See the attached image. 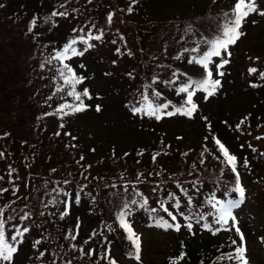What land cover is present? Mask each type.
Returning a JSON list of instances; mask_svg holds the SVG:
<instances>
[{
  "label": "rangeland",
  "instance_id": "374dc122",
  "mask_svg": "<svg viewBox=\"0 0 264 264\" xmlns=\"http://www.w3.org/2000/svg\"><path fill=\"white\" fill-rule=\"evenodd\" d=\"M130 2L72 0L69 7L59 10V0H0L3 28L13 32L17 26L26 25L30 41L39 45L32 76L42 116L36 134L51 146L32 144L21 129L7 122L1 114L0 94V152L4 154L0 157V189H6L0 191V210L5 218L12 217L7 221L6 236L13 234V224L30 228L18 245L14 264H108L102 259L105 252L116 264H171L182 247L208 243L213 238L216 214L207 203L212 199L211 192L190 193L195 198L191 211H186L188 202L179 208L159 202L157 193L190 187L186 185L190 178L179 175L180 163L197 164L195 156L201 150L202 160L216 156L223 161L213 137L237 157L236 173L245 199L233 209L235 225L244 235L249 264H264V79L259 76L264 72V17L253 14L244 22L241 31L245 35L230 47L229 63L221 69L225 75L214 74L221 80V88L208 99L197 92L193 99L198 110L191 119L178 114L156 120L143 113L134 114L132 108L144 103L145 94L153 104L181 105L186 94L178 95L177 88L190 75L191 79L203 78V69L188 60L207 50L203 42L215 39L227 18L202 25L203 30L197 25L209 23L203 20L211 18L212 12L231 13L236 0H138L133 12L128 13ZM257 5L264 10V0H257ZM54 11L66 15L51 17ZM109 15L113 17L110 23ZM165 21L170 25L165 27ZM189 25L191 31L186 30ZM88 33L102 35V39L90 40L91 48L65 63L85 78L77 91L89 89L92 99L84 98L89 106L86 111L61 119L58 106L74 101L66 95L67 87L57 91L63 87L57 71L62 66L52 57L66 43ZM197 45V53L184 51ZM75 47L82 50L86 46L78 42ZM214 61L219 63L220 58ZM249 68L258 71L250 74ZM7 72L8 79L11 67ZM154 92L160 96L154 97ZM97 105L101 107L99 112ZM168 110L174 109L170 106ZM157 150L164 153H154ZM219 164L210 160L203 169L206 172L212 166L216 175ZM145 167L152 169L147 171ZM205 172L200 171V177L192 175L203 179ZM54 189L62 190L61 194ZM64 192L69 195L64 196ZM218 192L221 196L226 193L223 189ZM138 196L146 197L150 209H156L160 217L179 222L180 231L147 224L130 203ZM61 200L69 203V214L63 219L60 213L65 206L58 203ZM124 203L129 204L127 220L141 237L139 262L124 251L131 249L117 219V213L125 210ZM162 204L177 216L176 222L162 210ZM24 212L31 217L21 221ZM189 216L191 221L185 219ZM201 216L204 219H199ZM189 222L193 224L191 232L186 227ZM203 223L209 224L210 230ZM221 226L225 228L220 229L217 242L225 243L230 235L239 246L233 222ZM77 231L76 239H71L69 234ZM36 240L41 243L34 245ZM220 263L234 261L223 257ZM179 264L187 262L181 260Z\"/></svg>",
  "mask_w": 264,
  "mask_h": 264
},
{
  "label": "snow or ice",
  "instance_id": "6c2138e0",
  "mask_svg": "<svg viewBox=\"0 0 264 264\" xmlns=\"http://www.w3.org/2000/svg\"><path fill=\"white\" fill-rule=\"evenodd\" d=\"M138 2V0H131L127 12H133V6ZM2 6V5H0ZM256 14L261 17H264V10L258 7L257 0H236L231 13H224V16L227 18L226 23L222 25L220 34L216 36L215 39L211 41H204L203 43L207 46V50L203 51L201 55L192 56L189 60V64H197L203 69V78L199 80H194L189 78L186 83H183L181 86L177 88V94H186L185 98L183 99L180 106L170 105L169 103H158L153 104L147 94L143 96L144 103L140 107H133L132 112L134 114L143 113L149 117H154L156 120H160L163 116L172 117L175 115H182L191 119L193 115L198 110V105L194 101L193 97L196 96L197 92L204 93V98L208 99L213 97L217 94L218 90L221 88V80L214 78L215 76L223 77L225 72L221 71L228 63L231 53L229 51L230 47L235 45L237 41L245 35L243 31H241L244 22L249 18V16ZM66 13L64 12H52L51 17L56 16H65ZM112 15L108 16V22L112 21ZM35 24V20L32 22ZM255 23V21H253ZM187 31H191V25H189L186 29ZM101 40L102 35L93 36L91 33H88L85 36L79 37V39H72L68 43L63 46L61 51L55 53L52 57V60L58 61L61 68L57 69L60 74V77L63 82V87L57 89V91H64V87H67L69 90L67 91L66 95L71 97L74 103L65 102L64 104L58 106L57 113L62 114L61 119L64 116L73 115L76 113H81L87 110L89 107L85 104L84 98L92 99V95L90 94L89 89L84 88L82 91H77V85L83 83L84 77L78 76L76 72L70 67L66 60L71 59L75 56H82L84 52H86L89 48L92 47L91 44L88 42L90 40ZM82 43L86 47L82 50H78L75 45L77 43ZM185 52L197 53L199 51V46H194L191 49H184ZM214 58H220L219 63H215ZM179 59V57H177ZM210 65H214L210 67ZM83 67V65H81ZM250 74L257 73L256 68H249L248 69ZM173 75H176L173 73ZM259 76L261 79H264V72H259ZM155 82V81H154ZM175 81H166L165 83H174ZM252 87H256L255 84L251 85ZM154 97H159L160 93L154 92ZM170 106L174 109L169 111L168 109ZM96 111H101L100 105L96 106ZM64 125L61 124L60 127ZM59 135V133H57ZM214 143L217 146V150L223 156L225 162L230 168L233 173H236V161L237 157L232 155L229 150L225 147L223 143L219 139L213 137ZM4 154L0 152V157ZM246 163V162H245ZM11 174V173H10ZM68 183V181H65ZM127 190V188H125ZM0 191H6V189H0ZM56 192L57 195L61 194L62 190H53ZM234 191L238 193L239 198L237 200H230L227 203H222L219 200H215V197L209 201L212 204V207L215 209V216L214 221L217 224L227 225L230 221L233 222V227L235 228L236 233L240 237L239 246L235 247L233 253H229L227 258L231 261H234V264H249L247 259V248L245 244V238L243 233L240 231L239 227L235 225L236 217L233 214V209H238L244 201L245 197V189L241 186L239 175L236 176V186ZM64 196H68L67 192L63 193ZM136 195H140V193H136ZM173 199H175L173 197ZM75 200L79 201V194L76 195ZM189 204H191V199H189ZM52 203H57L53 201ZM58 203L64 204V210L60 213V218L63 219L65 216L69 214L68 208L69 203L67 200H61ZM132 205L138 203L137 200L133 199L130 201ZM148 203L147 199H144L140 202V206L144 207ZM48 205L45 204V207ZM175 206L179 208V201H176ZM162 210L167 213V215L171 218L173 222L177 221V216L174 215L169 208L164 207L163 204L161 205ZM123 211L117 213V219L119 222V227L123 229L124 233L126 234V239L131 243L134 253L133 256L137 262L141 260V237L140 235L133 230L131 224L127 220V216L129 215V204H124ZM152 212H155L156 209H151ZM44 213H41L43 215ZM31 214L28 212H24V214L20 217L21 221L30 219ZM191 221L192 217H185ZM199 219H204L201 216ZM12 220V217L9 216L5 218L4 212L0 210V264H14V257L18 253V245L23 242V238L25 235L30 231V228L25 225H16L13 224L12 227V235L10 237L6 236V231L8 229L7 221ZM154 221L158 227H162L164 229H175L176 231H180L181 224L179 222L170 223L168 220L164 219L163 217H154ZM199 222V221H197ZM187 229L191 232L193 228V224L189 222L186 225ZM110 228V226H109ZM204 228L208 229L209 225L206 223L204 224ZM79 229V221L77 223V230ZM111 230V229H110ZM227 230V229H225ZM71 239H76V235H78V231L76 234H69ZM264 240V238H262ZM40 240H36L34 245L40 244ZM87 243V241H86ZM233 245H236V241L232 242ZM89 256L93 255L92 252L87 253ZM43 255V253H41ZM102 259H107L108 264H116L114 259L109 258V253L105 252L102 256ZM184 259V254L172 260L171 264H179V261Z\"/></svg>",
  "mask_w": 264,
  "mask_h": 264
},
{
  "label": "trees",
  "instance_id": "16d2710c",
  "mask_svg": "<svg viewBox=\"0 0 264 264\" xmlns=\"http://www.w3.org/2000/svg\"><path fill=\"white\" fill-rule=\"evenodd\" d=\"M71 1L72 0H59V3L61 4H57V8H59V10H64V8L70 6ZM210 16L211 18L203 20V22L209 23H200V26L197 25L200 30L205 29V27H202V25H212L215 22H219L222 18H224L223 14H214L213 12ZM167 24L170 25L167 21L163 22V25L165 27L167 26ZM9 30V28H3L0 23V65L2 67V71H0L1 76H4L3 82L0 81V94L3 98L1 114L7 117V122H10L12 126L21 129L20 132L24 136H27L28 140H31L29 142L34 145H42L44 148H49L51 146L47 144V141L45 139H39L36 134L37 126L39 125V121L42 116L40 115L41 110L36 102V92L32 81V76L34 75V68L36 67L34 59H36L39 54V45L36 43L35 40L30 41V31H28V27L26 25L21 27L17 26L13 30V32H10ZM10 67L12 75L10 78L7 79L5 76L7 75L9 77L7 71ZM192 79L197 80L193 77ZM44 141H46V143H44ZM154 153L163 154L164 151L157 150L154 151ZM70 154L71 156H74L72 152ZM201 155L202 150L199 151L198 154L195 156V158L199 160L197 164L190 165L187 162L180 163V166H182V168H179V175L183 179L190 178L191 181H189V184H186L190 187L184 188L183 186L179 187L180 185H176L179 188L175 189V191L162 189V192L158 191L157 193V195L159 196V202H167L176 207L175 204L178 200L179 207H183L184 204L188 202V199H191V201L192 198L195 199L193 196L190 195V193H195L198 195V193L202 192V190H206L207 193L211 192V198H213L214 196L215 200H219L222 203H227L230 200L240 199L238 193L234 191L236 186L237 173H233L231 171V168L225 162L218 159L216 156H212L213 160L210 159L215 165L222 162L217 166L216 175H214L212 166L207 168V171L205 172L203 166L208 165V162H210V160H202L200 157ZM132 166L135 167L133 164ZM149 169H152V167L146 168L147 171H149ZM200 171L206 173L203 179L194 178L195 175L200 177ZM192 173H194V176L192 175ZM226 176L228 178H226ZM177 180H180V177ZM219 189L225 190L227 194L225 193L223 196L219 195ZM189 195L191 198L189 197ZM173 197L175 199H173ZM135 198L138 203L133 206L138 211L137 215H140L144 220H146L148 222L147 224L153 226L156 225L154 217H160L158 213L152 212L148 203L144 207L140 206V202H142L140 200H144L146 197L143 198L141 196H138ZM192 202L191 204H189V202L187 203L186 211L192 210L191 207L194 206ZM207 203H209V200H207ZM210 205L212 204L210 203ZM212 224L213 232L211 231V234L213 238L209 239L207 241L208 243H204L203 245H200L195 248H181L180 255L181 253L184 254L183 260H185L187 264H205L207 262L209 264H221L220 262L222 261L223 257H225L226 260H229L227 258L228 254L233 253L237 245H233L232 242L234 240L230 235L227 237L225 243H218L216 239L219 234V231L221 228L223 229L225 227L221 226V224L215 223L214 217ZM208 229L210 230V226ZM124 251L128 255L133 256L134 249L132 245L130 250L124 249Z\"/></svg>",
  "mask_w": 264,
  "mask_h": 264
}]
</instances>
